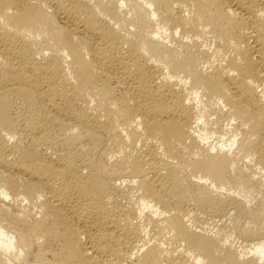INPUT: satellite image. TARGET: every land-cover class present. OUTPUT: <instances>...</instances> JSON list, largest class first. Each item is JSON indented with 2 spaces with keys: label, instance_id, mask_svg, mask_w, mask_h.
<instances>
[{
  "label": "bare ground",
  "instance_id": "1",
  "mask_svg": "<svg viewBox=\"0 0 264 264\" xmlns=\"http://www.w3.org/2000/svg\"><path fill=\"white\" fill-rule=\"evenodd\" d=\"M0 264H264V0H0Z\"/></svg>",
  "mask_w": 264,
  "mask_h": 264
}]
</instances>
